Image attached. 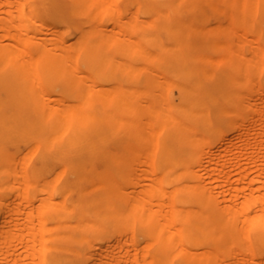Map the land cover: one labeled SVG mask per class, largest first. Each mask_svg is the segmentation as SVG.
Instances as JSON below:
<instances>
[{"label":"bare ground","instance_id":"1","mask_svg":"<svg viewBox=\"0 0 264 264\" xmlns=\"http://www.w3.org/2000/svg\"><path fill=\"white\" fill-rule=\"evenodd\" d=\"M0 264H264V0H0Z\"/></svg>","mask_w":264,"mask_h":264}]
</instances>
